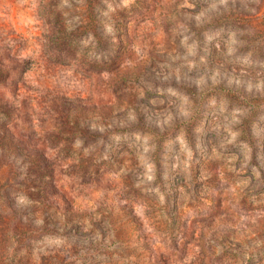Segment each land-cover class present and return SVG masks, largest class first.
Instances as JSON below:
<instances>
[{"label":"rangeland","instance_id":"obj_1","mask_svg":"<svg viewBox=\"0 0 264 264\" xmlns=\"http://www.w3.org/2000/svg\"><path fill=\"white\" fill-rule=\"evenodd\" d=\"M0 264H264V0H0Z\"/></svg>","mask_w":264,"mask_h":264}]
</instances>
